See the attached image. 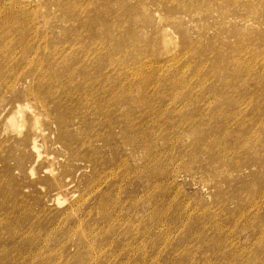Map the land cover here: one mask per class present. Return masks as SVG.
I'll use <instances>...</instances> for the list:
<instances>
[{"label":"rangeland","instance_id":"1","mask_svg":"<svg viewBox=\"0 0 264 264\" xmlns=\"http://www.w3.org/2000/svg\"><path fill=\"white\" fill-rule=\"evenodd\" d=\"M0 264H264V0H0Z\"/></svg>","mask_w":264,"mask_h":264}]
</instances>
